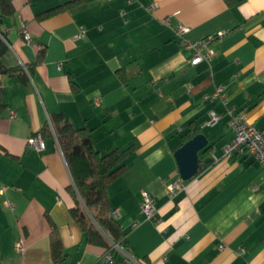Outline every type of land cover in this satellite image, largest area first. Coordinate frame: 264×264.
Masks as SVG:
<instances>
[{
	"label": "crops",
	"instance_id": "0c3cea01",
	"mask_svg": "<svg viewBox=\"0 0 264 264\" xmlns=\"http://www.w3.org/2000/svg\"><path fill=\"white\" fill-rule=\"evenodd\" d=\"M10 8L2 14L0 4V63L12 71L0 74V264H53L51 223L67 254L57 264H134L128 253L138 264H264V168L247 155L223 157L229 110L264 131V0H10ZM180 25L188 42L214 37L209 61L190 65ZM217 88L226 105L211 98ZM57 114L89 129L102 154L134 146L107 191L128 243L110 263L70 216ZM192 129L208 145L199 173L182 181L174 153ZM39 136L42 150L29 142ZM177 179L182 189L172 193Z\"/></svg>",
	"mask_w": 264,
	"mask_h": 264
},
{
	"label": "trees",
	"instance_id": "16d2710c",
	"mask_svg": "<svg viewBox=\"0 0 264 264\" xmlns=\"http://www.w3.org/2000/svg\"><path fill=\"white\" fill-rule=\"evenodd\" d=\"M0 4L2 14L11 12L10 0H0ZM69 4L71 3H67L66 6L69 7ZM6 50V45L0 39V57ZM42 57L43 51L39 53L36 63H40ZM26 70L31 75V69L26 67ZM11 72L0 63V74ZM2 107L0 104V110ZM52 128L71 176L72 184L69 191L75 206L70 209V216L85 233L86 242L104 248L112 259L117 251L113 246L127 250L128 243L108 202L107 191L109 185L125 173V159L132 153L134 146L102 154L94 147L91 131L86 127L74 128L62 114L54 116ZM49 129L48 126H44L41 136L49 133ZM196 135L198 129L190 130L184 136L185 141ZM51 226L50 255L52 263L57 264L64 261L67 254L56 236V227L52 223Z\"/></svg>",
	"mask_w": 264,
	"mask_h": 264
},
{
	"label": "built area",
	"instance_id": "2783aa9c",
	"mask_svg": "<svg viewBox=\"0 0 264 264\" xmlns=\"http://www.w3.org/2000/svg\"><path fill=\"white\" fill-rule=\"evenodd\" d=\"M128 1L131 2V0ZM186 31L187 29L184 26L180 25L176 29V34L179 38L180 45L190 48L194 51V54L190 59V65L196 66L203 61H209L212 57V51L209 49V43L214 37H209L205 40L196 41V42H188L185 39ZM84 33L85 30L81 28L76 38L77 39L81 38L84 35ZM219 35L220 36L224 35V33H220ZM23 41L27 45L32 44L31 37L25 30L23 32ZM211 98L220 99L221 102L225 105L228 103V98L222 92V88H217L213 93V95L211 96ZM100 103H101L100 97H95L93 99L94 106L98 107ZM229 115H230L229 127L233 132V138L224 147L223 157L225 159H229L234 154L240 156L247 155L258 161L261 167L264 168V131L259 130L254 126L247 124L246 116L241 112L236 113L233 110H229ZM10 117L14 118V114L12 113ZM218 119L219 116L211 112L210 119L208 120V124L212 126L217 122ZM51 129L53 130L52 127ZM29 142L30 144L35 145L39 150H42L44 148V143L42 141L41 136L36 138H31ZM169 189L172 193L181 190L182 182L179 179L175 180L172 183V185H170ZM254 189L256 188L254 187ZM141 198H142L141 200L142 212L146 215L148 219L152 220L156 212L154 207V201L151 195L146 191H143L141 193ZM113 247L118 250V247L116 245H114ZM15 249L18 253L23 252L24 246L21 240L16 242ZM127 257L131 263L138 264L137 259L134 256H132L131 253H128ZM106 262L107 263L111 262V257L108 254L106 256Z\"/></svg>",
	"mask_w": 264,
	"mask_h": 264
},
{
	"label": "water",
	"instance_id": "95a60500",
	"mask_svg": "<svg viewBox=\"0 0 264 264\" xmlns=\"http://www.w3.org/2000/svg\"><path fill=\"white\" fill-rule=\"evenodd\" d=\"M208 145V140L203 134H198L180 146L174 153L178 166V173L182 181H189L195 177L200 169L199 153ZM207 160V162H209Z\"/></svg>",
	"mask_w": 264,
	"mask_h": 264
}]
</instances>
